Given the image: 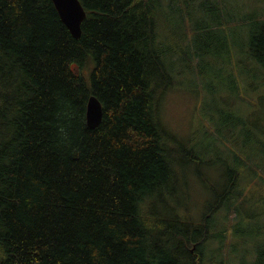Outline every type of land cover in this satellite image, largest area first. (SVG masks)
Segmentation results:
<instances>
[{
    "label": "trees",
    "instance_id": "16d2710c",
    "mask_svg": "<svg viewBox=\"0 0 264 264\" xmlns=\"http://www.w3.org/2000/svg\"><path fill=\"white\" fill-rule=\"evenodd\" d=\"M169 1L79 0L75 39L51 0H0V264H264V0L260 13L213 0L202 37L191 0ZM175 16L192 33L178 54ZM176 57L188 69L196 57L198 75L209 58L203 88L216 78L246 103L216 122L217 146L201 131L188 145L162 122L181 86ZM231 58L249 68L224 75ZM89 96L103 108L95 129ZM193 187L205 195L198 220Z\"/></svg>",
    "mask_w": 264,
    "mask_h": 264
},
{
    "label": "rangeland",
    "instance_id": "374dc122",
    "mask_svg": "<svg viewBox=\"0 0 264 264\" xmlns=\"http://www.w3.org/2000/svg\"><path fill=\"white\" fill-rule=\"evenodd\" d=\"M166 1L168 0H163L162 8L163 6L165 8ZM207 1L208 2H205V0H191V2L193 3V9H195V22H192V29L197 31L198 35L200 36L205 34V30L208 29L207 26H205V23H213L211 21V17L209 19L207 15L210 14V12H215L216 10V7L214 5H211V3H214L213 0ZM175 2L176 0H170L169 5L172 6ZM242 2L245 5L244 8L248 9V12H251L253 10L255 13H260L261 10L257 8L256 0L255 2L254 0H242ZM229 5L233 6L234 2L229 1ZM238 11H234L233 14L236 15ZM243 12H245V10H243ZM237 17L238 19H240L241 16L238 14ZM183 20L185 22H182L178 16H175L173 24H171L170 22L167 23L170 26V37L172 36V39L175 38V41L170 42V47L175 49L176 54L179 53L178 47L181 45V43L186 38H192V33H189V30L186 28L189 26L188 17ZM237 21L240 23L239 20ZM166 26L167 25H165L164 30L161 33V37L164 35V33L169 32L167 31L168 28ZM238 30H243L246 33V30L243 28H239ZM214 59L215 58L212 57L213 65L220 66V63L215 62ZM200 60L201 62L198 68V73L201 78L197 73L193 72V70L197 68L196 63L198 62V60L196 57H193L192 61L189 62V69L187 64L180 57H176L174 65V75L175 78L181 83V86L175 87L174 90L167 95L163 104L161 119L167 129L170 130L176 138L188 142V145H190L192 141L197 140L199 132L201 131L205 133L208 132L209 137L211 138L215 137V146H217V135L214 131L216 122H218L220 117H223L228 112L238 113L239 111H241L242 106L246 105V103L241 100L239 101V99H236V97L232 96L231 93H229L227 90H219L216 85V78H212L211 80V82L215 84L216 89L214 88L208 91L204 89V80L202 79V76L206 78L205 75L210 72L209 69L211 65L208 63L211 60L209 58L202 57H200ZM222 68L224 75H226V73L236 74V72L242 75L240 72L241 68H244V70H246L247 68H249V65L247 61L240 62L237 58H231L230 64L228 66L224 65ZM190 81L192 82L191 84H189ZM260 90L261 88L258 87L255 92ZM239 92L240 96L244 97V93L242 91ZM255 92H248L247 98H255ZM205 99H208L210 105L216 110V112L211 106L207 108L208 110L204 108L203 109L205 111L201 110V104ZM249 113L250 110L246 109V111L242 114L243 116H247V114ZM234 130L235 128H233V131ZM195 138L196 140H194ZM209 158L213 159L214 155L210 154ZM187 176L190 178L195 177L193 172L188 173ZM204 200V193H201L197 187H193L190 190V198L188 202L190 204V210L192 211V217L194 220L199 219L200 213L203 211ZM155 208L157 210L167 209L165 201H159L155 205ZM260 221L264 222V217L260 218ZM216 244L217 243L209 242L207 248L215 249V247L218 246Z\"/></svg>",
    "mask_w": 264,
    "mask_h": 264
},
{
    "label": "water",
    "instance_id": "95a60500",
    "mask_svg": "<svg viewBox=\"0 0 264 264\" xmlns=\"http://www.w3.org/2000/svg\"><path fill=\"white\" fill-rule=\"evenodd\" d=\"M62 23L66 26L71 36L79 39L81 36V24L86 13L79 0H51ZM103 108L94 96H89L86 105V125L90 129L98 127L102 120Z\"/></svg>",
    "mask_w": 264,
    "mask_h": 264
}]
</instances>
